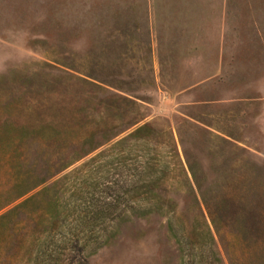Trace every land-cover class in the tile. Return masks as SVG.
Masks as SVG:
<instances>
[{"label":"rangeland","instance_id":"obj_1","mask_svg":"<svg viewBox=\"0 0 264 264\" xmlns=\"http://www.w3.org/2000/svg\"><path fill=\"white\" fill-rule=\"evenodd\" d=\"M144 123L171 163L176 223L213 236L195 260L264 264V0H0L1 199L87 151L90 133ZM1 227L0 264H25ZM83 264L182 262L152 214Z\"/></svg>","mask_w":264,"mask_h":264},{"label":"trees","instance_id":"obj_2","mask_svg":"<svg viewBox=\"0 0 264 264\" xmlns=\"http://www.w3.org/2000/svg\"><path fill=\"white\" fill-rule=\"evenodd\" d=\"M117 134L95 143V133H90L83 141L89 144L87 151L53 169L47 166L39 179L19 182L14 195L0 198L1 230L17 242L18 252L12 255L21 251L25 264H83L117 236L121 224L157 214L166 217L182 264H208L202 254L195 260L194 251L213 242L209 228L189 237L176 223V204L165 193L172 168L158 152V133L144 123L115 138ZM169 141L174 147L172 137ZM173 157L185 173L176 151Z\"/></svg>","mask_w":264,"mask_h":264}]
</instances>
